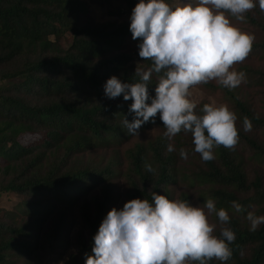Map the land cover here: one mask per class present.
I'll return each instance as SVG.
<instances>
[{"label":"trees","instance_id":"1","mask_svg":"<svg viewBox=\"0 0 264 264\" xmlns=\"http://www.w3.org/2000/svg\"><path fill=\"white\" fill-rule=\"evenodd\" d=\"M93 1L110 15L130 16L139 2ZM115 4L119 12L112 10ZM245 21L261 37L247 57H264V11L257 4ZM130 23L97 22L82 0H0V194L23 198L0 217V264H34L48 221L51 242L61 245L69 215L77 207L90 238L79 233L78 253L67 264H85L84 253L91 252L94 235L118 201L120 180L127 185L126 201H151V192L174 199L172 187L184 182L203 202L211 198L217 209L228 211L227 225L215 216V234L222 227L236 234L226 264H264V224L253 232L246 219L248 211L264 215V99L259 112L230 93L239 143L231 150L214 149L212 161L202 160L191 133L183 131L172 142L176 150L169 153L159 115L138 132L158 128L161 134L123 150L139 135H129L121 124L125 116L134 119L129 112L132 101L123 96L108 99L104 85L113 75L134 82L137 63L150 66L139 57L140 41L132 39ZM127 41L133 45L126 46ZM242 71L249 83L264 88V67ZM152 83L149 92L154 96L155 75ZM245 116L252 121L247 132ZM181 148L187 159L179 156ZM97 151L103 154L90 156ZM145 163L153 166L154 174L145 170ZM96 189L99 192L92 194ZM181 199L191 203L186 193ZM233 201L244 211L236 212Z\"/></svg>","mask_w":264,"mask_h":264},{"label":"clouds","instance_id":"2","mask_svg":"<svg viewBox=\"0 0 264 264\" xmlns=\"http://www.w3.org/2000/svg\"><path fill=\"white\" fill-rule=\"evenodd\" d=\"M257 4L264 11V0H187L174 5L166 0H139L129 30L132 39L140 41L139 57L150 66L138 62L134 82L113 75L104 85L108 99L123 96L132 101L129 112L134 119L125 116L121 121L129 135H138L145 123H155L159 115L169 153L176 150L172 141L182 131L191 133L194 150L205 162L215 159L214 149L220 146L235 148L240 139L235 111L214 100L198 108L193 89L216 81L234 90L246 80V74L233 66L247 58L255 36L233 20L243 22ZM154 75L155 95L151 96ZM251 129L252 121L245 116L243 130ZM179 156L187 159V151L181 148ZM144 167L155 173L151 164ZM232 207L244 211L236 201ZM211 214L221 225L230 222L228 211L217 209L211 198L196 206L158 192H151V201L130 199L102 220L91 252L84 253L85 264H209L213 260L226 264L236 234L230 227L215 234ZM246 219L253 232L264 224V215L254 211H248Z\"/></svg>","mask_w":264,"mask_h":264},{"label":"rangeland","instance_id":"3","mask_svg":"<svg viewBox=\"0 0 264 264\" xmlns=\"http://www.w3.org/2000/svg\"><path fill=\"white\" fill-rule=\"evenodd\" d=\"M86 3L90 10V16L94 18L97 22H104L108 20H119V21H127L131 22L130 15L121 12V15H110L108 9L103 7L98 1L93 0H82ZM166 2L172 3L173 5L176 3L187 2V0H166ZM116 12H119L118 4H115L113 9ZM233 23L238 24V26L245 32L253 34L255 40H261L259 33L254 32L253 26L247 21H235ZM65 38H69L68 35ZM70 39V38H69ZM254 40V41H255ZM65 45L68 46L69 40L64 41ZM63 43V44H64ZM130 45V46H128ZM133 44L131 41L126 42V46L131 47ZM243 67L249 68H261L264 67V57H259L257 55H253L252 57H247L243 62L237 63L233 66V69L236 71H242ZM263 90L260 86L252 85L247 80H245L241 85H239L234 90H229L220 86L216 81H211L208 84L198 85L193 89L194 98L200 101L199 105H203L204 103H209L211 101H215L217 105L227 104L231 110H233L234 104L231 99L230 93L236 94L240 99L248 101L253 108H255L259 112H263ZM234 111V110H233ZM161 130L158 128L148 130L144 133L139 134L134 137L129 143H127L123 150L126 148H130L134 146L137 142H144L150 139H153L156 135L161 134ZM258 135V133H256ZM174 142V141H172ZM103 152L97 151L92 152L91 157H98ZM126 163H124V168ZM117 203L113 206L116 208H122L126 200V190L127 185L124 180L117 181ZM174 199H181L183 194H188L191 197V204L202 205L203 201L191 190H189L188 186L184 182H179L172 187ZM99 190L96 189L92 192L98 193ZM23 200L22 197H19L16 194H8L3 193L0 194V217H3V213L5 210H11L13 207ZM69 224L66 226V229L63 233V242L60 243H52L49 238V232L52 227V222L48 221L41 232V240L39 244V250L37 251L34 264H67L70 260L72 254L78 253V240L79 233H82L84 238H90L89 229L85 227L83 219L80 215L79 208L73 210L69 215ZM209 221L217 225L216 230L219 228V224L215 220V214H211L209 216Z\"/></svg>","mask_w":264,"mask_h":264}]
</instances>
